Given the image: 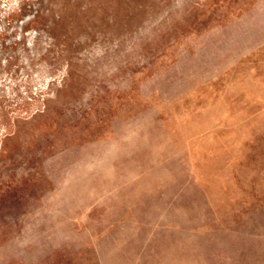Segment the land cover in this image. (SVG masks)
Instances as JSON below:
<instances>
[{"label": "rangeland", "instance_id": "374dc122", "mask_svg": "<svg viewBox=\"0 0 264 264\" xmlns=\"http://www.w3.org/2000/svg\"><path fill=\"white\" fill-rule=\"evenodd\" d=\"M0 264H264V0H0Z\"/></svg>", "mask_w": 264, "mask_h": 264}]
</instances>
